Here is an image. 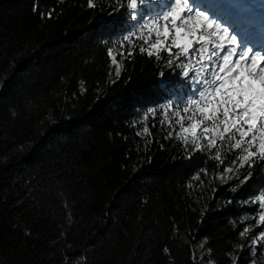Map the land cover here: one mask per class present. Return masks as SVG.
Listing matches in <instances>:
<instances>
[{
	"label": "trees",
	"instance_id": "16d2710c",
	"mask_svg": "<svg viewBox=\"0 0 264 264\" xmlns=\"http://www.w3.org/2000/svg\"><path fill=\"white\" fill-rule=\"evenodd\" d=\"M93 3L0 0V264H201L199 243L207 264H264V242L248 243L264 228V161L200 197L194 178L231 166L238 136L185 146L163 112L192 93L184 56L173 47L169 69L167 52L140 53L159 6L132 21L126 0Z\"/></svg>",
	"mask_w": 264,
	"mask_h": 264
},
{
	"label": "snow or ice",
	"instance_id": "6c2138e0",
	"mask_svg": "<svg viewBox=\"0 0 264 264\" xmlns=\"http://www.w3.org/2000/svg\"><path fill=\"white\" fill-rule=\"evenodd\" d=\"M206 2L216 15L210 16L208 11L190 4V0H173L167 10L160 13L162 25L156 19L151 20L156 40L148 49L141 47L140 53L146 52L148 57L155 56L159 60L160 53L167 52L169 69L173 68V47L186 58L193 53L206 59L208 74L199 79L194 87L189 85L198 97L193 100V104L203 101L199 109L203 120L193 121L189 127L181 126L180 139L187 146L190 136L192 150L204 152L201 137L197 133L205 120L213 124V127L203 128L209 150L217 148V139L223 141L226 133H231L232 137L238 136L236 139L229 138L228 144L229 150H239L240 153L232 165L225 168V172L233 173L234 169L238 171L245 165L252 167L257 159L264 161V49L254 51L252 46L253 33L249 30L251 21L245 14L249 9L246 0ZM148 3L149 0H126V10H131L128 19L136 21L138 9ZM39 7L34 3L33 11H38ZM87 7L95 8L96 4L93 0H87ZM39 14L41 18H53L52 10L46 13L41 11ZM219 17L229 20V25L223 26L222 22H218ZM209 45L213 50L204 57L206 46ZM108 55L115 65L116 56L111 52ZM115 74L116 77L120 76V67L116 68ZM159 75L163 77L164 73L160 72ZM185 79H191L187 70L183 71L179 86H185ZM208 88L211 90L206 91ZM184 110L187 111V108ZM143 131L147 133L149 129L144 127ZM214 159L221 165L224 163L219 154ZM250 176L251 173L244 178V182ZM220 178L224 179L223 176ZM250 200L255 202L254 198L250 197ZM258 212V224L264 225V194H259ZM243 231H247V228ZM261 242H264V228L250 238L249 252H253Z\"/></svg>",
	"mask_w": 264,
	"mask_h": 264
},
{
	"label": "rangeland",
	"instance_id": "374dc122",
	"mask_svg": "<svg viewBox=\"0 0 264 264\" xmlns=\"http://www.w3.org/2000/svg\"><path fill=\"white\" fill-rule=\"evenodd\" d=\"M173 0H149V3L146 4V7L153 6V5H158L159 9L158 12L156 13H151L145 18H143L140 21L139 24V29L142 33H144L145 36L148 38H151L153 43H155L156 37H155V29L152 28L151 20L156 19L158 24H163L162 19L160 18V13H163L164 11L167 10L168 5L171 4ZM259 2L264 5V0H255L254 1V6L257 7L259 5ZM207 2H205V5ZM170 23V22H169ZM224 26V25H223ZM149 29H152L150 32ZM231 28L229 29V31ZM232 33V31H230ZM264 33H262L261 36H263ZM261 36H258V38L263 39ZM264 41V40H263ZM170 44V42H169ZM171 45V44H170ZM199 47V46H197ZM207 51L203 54L204 57H206L213 49L212 46H206ZM260 49H264V44L263 46L261 45L259 47ZM255 48V49H259ZM112 55L115 56V53L112 52ZM116 68L120 67L121 69V63L117 61L115 64ZM203 65V67H202ZM181 66L183 68V71L187 70L189 72V77L191 78L190 80L185 79L187 82L192 85V87L195 86L196 83H198L199 79H202L205 75L208 74V64L206 59H202L201 57L190 53L189 57H184V59L181 62ZM211 88L206 89V91H210ZM198 99V97L195 95V93L192 90V93L188 97L187 101L185 104H183V107L180 108H175L173 106L166 105L163 109L164 115L167 118L168 124L171 127L177 128L178 132L180 133V127H189L190 124L193 121H200L203 120V117L200 114V107L203 106V101H200L198 104H193V100ZM187 108V111L184 109ZM205 127H213L212 122L210 121H204L203 124L200 126V130L198 133L203 134V128ZM222 127V125L220 126ZM219 128H217V132H219ZM215 135V134H213ZM205 136V135H204ZM206 137V136H205ZM235 171V169H234ZM233 173H227L223 171L220 173L217 177H213L212 174L206 173L205 177L200 178V177H195L193 182L195 183V189L198 192V195L202 198H206V196L211 192V188L213 186V183L216 182H227L230 180L232 177ZM223 176L224 179H221L220 177ZM194 255L199 258V261L201 264H207L208 263V250L206 249L204 243H199L193 251Z\"/></svg>",
	"mask_w": 264,
	"mask_h": 264
},
{
	"label": "bare ground",
	"instance_id": "6f19581e",
	"mask_svg": "<svg viewBox=\"0 0 264 264\" xmlns=\"http://www.w3.org/2000/svg\"><path fill=\"white\" fill-rule=\"evenodd\" d=\"M257 9L259 10V7H258ZM255 15H256V14H255ZM254 45H256V44H254ZM261 45H263V44H261ZM257 48H259V47H257ZM259 49H260V48H259ZM259 49H258V50H259ZM255 50H257V49H254V51H255Z\"/></svg>",
	"mask_w": 264,
	"mask_h": 264
}]
</instances>
